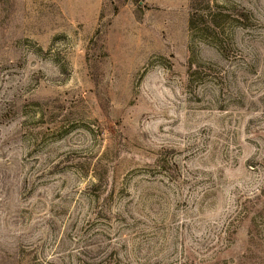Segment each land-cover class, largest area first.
I'll list each match as a JSON object with an SVG mask.
<instances>
[{
    "label": "rangeland",
    "instance_id": "374dc122",
    "mask_svg": "<svg viewBox=\"0 0 264 264\" xmlns=\"http://www.w3.org/2000/svg\"><path fill=\"white\" fill-rule=\"evenodd\" d=\"M0 264H264V0H0Z\"/></svg>",
    "mask_w": 264,
    "mask_h": 264
}]
</instances>
